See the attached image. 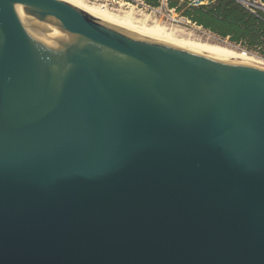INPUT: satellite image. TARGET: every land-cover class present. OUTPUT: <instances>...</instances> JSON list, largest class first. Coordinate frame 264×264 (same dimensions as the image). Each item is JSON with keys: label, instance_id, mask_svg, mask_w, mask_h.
Masks as SVG:
<instances>
[{"label": "water", "instance_id": "water-1", "mask_svg": "<svg viewBox=\"0 0 264 264\" xmlns=\"http://www.w3.org/2000/svg\"><path fill=\"white\" fill-rule=\"evenodd\" d=\"M0 264H264V70L0 0Z\"/></svg>", "mask_w": 264, "mask_h": 264}, {"label": "trees", "instance_id": "trees-1", "mask_svg": "<svg viewBox=\"0 0 264 264\" xmlns=\"http://www.w3.org/2000/svg\"><path fill=\"white\" fill-rule=\"evenodd\" d=\"M159 1L143 0L152 8H157ZM259 1L264 5V0ZM178 3V0H169L168 7L179 10ZM182 6L183 16L193 24L264 58L263 9L247 8L236 0H213L207 6L199 7H187L184 4Z\"/></svg>", "mask_w": 264, "mask_h": 264}, {"label": "bare ground", "instance_id": "bare-ground-1", "mask_svg": "<svg viewBox=\"0 0 264 264\" xmlns=\"http://www.w3.org/2000/svg\"><path fill=\"white\" fill-rule=\"evenodd\" d=\"M78 11L96 19L97 21L125 32L129 35L154 41L166 45H170L179 49L210 51L222 55L229 59L243 63L250 67H256L264 70V63L249 58L244 52H235L232 49L216 43L202 42L189 38L177 36L174 31H170L159 24L148 25L145 21L134 20L130 14L119 16L112 12L93 5L83 0H59ZM243 51V50H241Z\"/></svg>", "mask_w": 264, "mask_h": 264}, {"label": "rangeland", "instance_id": "rangeland-1", "mask_svg": "<svg viewBox=\"0 0 264 264\" xmlns=\"http://www.w3.org/2000/svg\"><path fill=\"white\" fill-rule=\"evenodd\" d=\"M83 1H85L88 4H93L102 7L112 12L113 14L119 16L130 14L134 20L136 19L138 21H145V23L148 25L159 24L170 31H174V33L179 37L200 40L202 42L220 44L222 46L232 49L235 52L245 53L246 51L245 49L241 48L239 45H234L233 43H230L227 39H220L219 37H216L215 35H212L208 31L204 30L202 27L193 24L190 20H188L185 16H183L182 9L184 8V6H182V4L180 3H178L179 10H177L176 13L179 15V17H183L184 21L182 23L175 24L166 21L164 18L161 17V15H159L156 12L143 9L139 5V0H83ZM124 3H128V5ZM162 11H164V9ZM240 49L244 51H241ZM246 52L247 53L245 54L249 58L264 63L263 57L257 55L254 52H248V51Z\"/></svg>", "mask_w": 264, "mask_h": 264}, {"label": "built area", "instance_id": "built-area-1", "mask_svg": "<svg viewBox=\"0 0 264 264\" xmlns=\"http://www.w3.org/2000/svg\"><path fill=\"white\" fill-rule=\"evenodd\" d=\"M168 1L169 0H160L159 6L157 9H154L148 5H146L143 0H139V5L145 9V10H151L153 12L158 13L161 15L162 18H164L166 21H169L171 23L179 24L184 21L183 17H179V15L176 13V8H169L168 7ZM213 0H178L180 4H184L187 7H199V6H207L210 3H212ZM249 3L246 5L247 8H257L258 6L249 0H246ZM127 4L128 3H124ZM259 8V7H258ZM164 9V11H162ZM162 11V12H160ZM189 22V21H188ZM212 36V35H211Z\"/></svg>", "mask_w": 264, "mask_h": 264}, {"label": "crops", "instance_id": "crops-1", "mask_svg": "<svg viewBox=\"0 0 264 264\" xmlns=\"http://www.w3.org/2000/svg\"><path fill=\"white\" fill-rule=\"evenodd\" d=\"M253 2L257 5L258 4V6H260V5H263L259 0H253ZM243 5V4H242ZM245 6V5H244Z\"/></svg>", "mask_w": 264, "mask_h": 264}]
</instances>
